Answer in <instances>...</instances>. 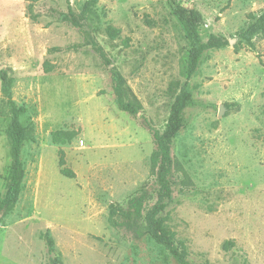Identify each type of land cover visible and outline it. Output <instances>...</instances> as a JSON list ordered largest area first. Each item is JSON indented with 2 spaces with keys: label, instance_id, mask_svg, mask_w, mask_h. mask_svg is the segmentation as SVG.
<instances>
[{
  "label": "rangeland",
  "instance_id": "1",
  "mask_svg": "<svg viewBox=\"0 0 264 264\" xmlns=\"http://www.w3.org/2000/svg\"><path fill=\"white\" fill-rule=\"evenodd\" d=\"M86 1L69 3L80 14ZM178 1L201 13L204 42L220 35L230 44L206 52L189 82L193 102L172 147L179 164L174 200L163 216L190 264H264V35L235 52L237 33L249 15L264 12V0ZM28 7L26 0H0V67L26 109L21 123L34 128L22 151L19 201L0 218V264H54L47 230L57 264H177L142 226L109 223L112 205L127 208L145 184L154 191L153 129L165 128L186 82L190 46L169 0H99L83 29L61 22L66 0H43L31 13ZM109 26L121 30L114 40ZM86 33L143 105L136 117L115 104L110 67ZM1 100L0 92V198L11 168ZM60 129L80 131L62 147L75 179L60 173V147L51 141Z\"/></svg>",
  "mask_w": 264,
  "mask_h": 264
},
{
  "label": "trees",
  "instance_id": "2",
  "mask_svg": "<svg viewBox=\"0 0 264 264\" xmlns=\"http://www.w3.org/2000/svg\"><path fill=\"white\" fill-rule=\"evenodd\" d=\"M29 2V11L32 12L33 5L43 0H26ZM61 14V22L83 29L86 21V14L98 3L99 0H87L82 12L76 14L70 6ZM173 16L182 26L185 38L190 49L187 56L186 82L179 93L176 94L170 108V113L162 131L153 129V140L155 149L151 154V174L154 178L155 189L150 191L148 185H143L138 192L128 200L127 208L120 205H112L110 208L109 223L115 228L134 229L142 226L145 234L156 244L161 246L177 264H190L187 260L186 249L183 243H178L176 233L167 225V218L163 213L173 203L174 189L172 176L179 164L173 156L172 147L185 127V110L193 102V94L189 89L190 80L197 74L203 56L206 52L223 49L229 46V41L220 35H210L206 42L200 34V27L203 25V17L196 9H190L182 5L178 0H169ZM35 16L32 17L34 19ZM121 30L109 26L107 34L111 39H116ZM264 35V12L259 16L249 15L247 28L237 33L239 42L235 45V52L242 50L244 42H250L254 36ZM85 38L97 52L103 63L110 67L112 86L115 96V104L118 109L133 117H136L142 110L143 105L127 85L120 71L112 66V59L104 48L88 33ZM53 67L45 63V71L51 72ZM14 79L6 69L0 70V92L2 95V115L9 120L5 129V136L9 146L11 157V168L8 182L3 196L0 198V215L5 218L16 207L25 177V169L22 161V151L26 143L34 141V128L24 126L21 123V116L26 111L24 106L19 107L13 99ZM80 134L79 130L60 129L51 133V141L60 147L58 151L59 168L62 176L68 179H75L76 174L67 167L66 152L63 146L71 144ZM155 199L153 205L148 207L151 200ZM51 262H59L56 243L50 230L44 235ZM230 243L225 244L228 248Z\"/></svg>",
  "mask_w": 264,
  "mask_h": 264
},
{
  "label": "water",
  "instance_id": "3",
  "mask_svg": "<svg viewBox=\"0 0 264 264\" xmlns=\"http://www.w3.org/2000/svg\"><path fill=\"white\" fill-rule=\"evenodd\" d=\"M2 68L0 67V70H1ZM0 218H1V215H0Z\"/></svg>",
  "mask_w": 264,
  "mask_h": 264
}]
</instances>
